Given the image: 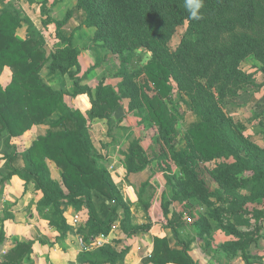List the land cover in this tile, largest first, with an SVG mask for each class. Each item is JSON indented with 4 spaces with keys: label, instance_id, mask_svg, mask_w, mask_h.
Masks as SVG:
<instances>
[{
    "label": "trees",
    "instance_id": "obj_1",
    "mask_svg": "<svg viewBox=\"0 0 264 264\" xmlns=\"http://www.w3.org/2000/svg\"><path fill=\"white\" fill-rule=\"evenodd\" d=\"M0 3V75L6 67L11 72L6 84L0 82V134L7 133V158L13 161L20 156L23 161L20 167H10L7 177L16 175L24 184L31 183L41 193L40 206H52L60 215L62 232L69 226L62 216L61 204L76 211L87 209L85 222L76 228L85 246L95 245L97 237L107 235L117 221L126 234L146 230L149 225L132 222L131 210L111 174L98 163L99 155L89 132L91 120L107 118L117 109L120 99H126L128 111L137 112L144 123L158 127L154 156L166 163V180L172 192L171 200H162L163 215L168 213L172 201L184 204L197 197L206 207L197 226L207 229V224L213 222L230 236L221 245L222 251L230 258L241 255L246 264H252L255 257L250 247L262 237L264 218L260 206L264 203V145L240 133L219 104L250 83L251 75L241 68L249 56L259 60L264 75V37L243 33L264 17L259 0H204L199 21L189 19L184 0H76L75 8L83 13L79 26L93 28L92 41L120 59L115 73L117 86L101 81L94 89L79 78L78 50L71 35L65 36L61 31L72 16V8L62 19L53 20L56 36L64 46L48 51L41 35L27 31L24 38L20 37L17 30L27 20L13 2ZM184 24V35L175 50L170 51L176 28ZM140 48L151 55L142 67L145 79L137 81L136 73L127 70V63ZM44 68L49 76L67 75L72 90L64 93L48 84L42 76ZM171 81L188 96V110L195 118L183 140L176 129L175 109L169 105L174 90ZM149 83L152 94L144 89ZM66 93L71 97L87 94L91 108L82 113L64 101ZM54 113L57 117L51 118ZM47 120L46 131L37 135L24 151L19 153L9 142L11 137ZM177 140L185 145L178 146ZM140 151L138 141H132L127 172L139 170L148 162L145 157L140 158L139 166L131 165ZM198 158L215 161L210 173L218 184L215 191H210L199 176ZM47 159L60 169V181L51 175ZM174 165L177 172L172 171ZM148 182L141 185L140 199ZM248 203L253 208L246 207ZM142 209L150 218L149 201L143 200ZM179 223V216H172L166 223L177 239ZM31 244L12 245L4 263H19ZM119 254L104 243L94 253L92 264H115ZM151 260L156 264H196L186 247L171 249L165 238L155 239Z\"/></svg>",
    "mask_w": 264,
    "mask_h": 264
},
{
    "label": "rangeland",
    "instance_id": "obj_2",
    "mask_svg": "<svg viewBox=\"0 0 264 264\" xmlns=\"http://www.w3.org/2000/svg\"><path fill=\"white\" fill-rule=\"evenodd\" d=\"M19 9V13L27 20V30L31 34L41 35L46 39V47L48 51H54L61 47L58 43L60 40L56 36V26L53 20L62 19L72 4V0H41L37 5H31L28 0H10ZM63 2V3H62ZM264 13V0H259ZM1 5V3H0ZM52 19V20H48ZM264 18V17H263ZM260 19V23H257L253 28L244 30V34L259 38L264 37V19ZM66 26L65 32L70 35L74 41V45L78 50V59L80 61L78 76L82 82L87 83L92 89H94L99 82L110 84L114 87L117 86L118 78L115 77L116 71L119 69L120 59L112 55L105 48L101 47L99 43L93 42L91 37L93 28L85 27H73ZM185 24L179 25L170 41V51L175 50L178 46L182 36L185 33ZM64 29V27H63ZM150 52L144 48H140L134 51V56L127 63V70L132 73H136L137 81L145 79L142 73L143 65L149 60ZM261 66L259 60L255 56H249L241 63V68L251 76V81L246 86L238 90L234 95H228L222 101H220V108L231 119L235 127H237L240 133H243L254 143L264 145V75L260 71ZM10 69L5 68L0 75V82L6 84L10 77ZM43 79L56 89L61 91H71L72 81L67 75L55 74L52 77L47 75L46 68L42 70ZM173 85V91L170 96L169 105L171 109H175L176 129L181 139L186 133L188 127H190L195 118L193 114L188 110V96L186 93L177 88L176 83L171 81ZM149 87H145L147 93L152 94L151 89L153 86L151 83ZM64 101L70 103L71 99L68 93L64 95ZM128 101L126 99H120V103L117 109L110 112L107 117L106 127L100 125L101 121L98 120L97 124L90 125V132L92 139L95 143L98 141L101 143L107 153L109 151L120 153L125 152L129 147L131 141H138L139 147L143 150L147 148L149 142H155L154 136L158 133V127L155 124L150 125L144 123L142 116L137 112L128 111ZM188 110V111H187ZM84 114V110L82 111ZM57 113H54L51 118H56ZM48 124V120L40 125L37 132H43ZM143 124V125H142ZM101 127V128H99ZM48 128V127H47ZM96 128V130H95ZM99 128V130H98ZM236 129V130H237ZM106 131V133H105ZM30 133V132H29ZM27 133L26 136L18 138L13 136L9 142L15 146L16 151L19 153L24 151L32 142V134ZM105 134V135H104ZM104 135L105 138H102ZM21 136V135H20ZM7 133L5 131L0 134V248L2 246L12 245L17 243L18 239L15 238V233L18 221L23 219L31 220L43 219L48 220V224L54 226L57 233L60 234L62 229V221L60 215L54 210V207H42L40 206L39 199L41 193L33 188L31 183L24 184V181L16 175L8 176L10 167H19L23 165L22 158L16 157L13 161L7 158V154L10 152V148L6 145L5 139ZM184 139V138H183ZM182 139V140H183ZM111 144V146H109ZM178 146H183L184 141L177 140ZM220 161L227 159L220 158ZM47 164L50 167L51 175L56 180H61L60 169L56 167L52 161L47 159ZM215 166L214 160H206L204 158H198L196 162V169L199 176L203 178L206 187L210 191H215L218 188V184L211 176V170ZM177 172V167L174 165L172 171ZM7 177V178H6ZM145 195L149 196L154 193V186L152 184L146 185ZM214 201V198H212ZM264 209V203L260 205ZM246 207L253 208L252 204H246ZM259 207V208H261ZM47 209V210H46ZM163 213V208L158 207ZM87 209L75 210L68 212V216L71 222L77 223V226L87 216ZM122 214V210H119ZM206 207L204 203L197 197H192L185 201L184 204L180 203L178 206L169 205L168 213L163 215L167 221L172 216L180 217V227L184 231L197 232L195 235L193 232L192 240L186 233L181 235L179 242L183 247L188 250V255L194 261V259L203 264L204 260L209 264H223L229 261V255L222 251L221 245L230 239V236L224 234L220 229H217L213 222L207 224V229L197 226V219L204 215ZM136 214V213H135ZM164 214V213H163ZM77 215V216H76ZM171 215V216H170ZM189 216L192 221L188 222L185 218ZM63 216V215H62ZM205 216V215H204ZM202 216V217H204ZM139 215H132V218L136 219ZM73 218V219H72ZM76 219V222L75 220ZM30 220L27 222L30 223ZM165 220V221H166ZM118 222V221H117ZM41 225V222H37ZM57 226V227H56ZM37 227V225H36ZM39 232L41 231L38 228ZM201 232V235L199 234ZM42 234V233H41ZM261 243H264V218L261 220ZM28 235H33L29 233ZM28 235L26 237L28 238ZM195 235V236H194ZM46 236V235H45ZM190 239V241H189ZM42 241V240H41ZM255 241L251 247L250 252L254 247H259ZM253 246V247H252ZM207 249V251H205ZM253 257H256L253 255ZM263 256H260L262 258ZM223 260V262H221ZM195 261V263H197Z\"/></svg>",
    "mask_w": 264,
    "mask_h": 264
},
{
    "label": "crops",
    "instance_id": "obj_3",
    "mask_svg": "<svg viewBox=\"0 0 264 264\" xmlns=\"http://www.w3.org/2000/svg\"><path fill=\"white\" fill-rule=\"evenodd\" d=\"M5 1L10 2V0ZM29 1L30 0H28V2ZM38 1L40 0H32L30 1V3L31 5H37L36 3ZM72 1L73 2L71 6H69V8L73 9L72 16L61 27V31L65 36L70 35V32L69 34L65 32L66 26L68 27L70 25L72 27H70L69 29H72L73 27L79 26L80 23L83 21L82 11L78 8H75L76 0ZM27 27L28 23H24L20 28H18L17 32L20 37L24 38L26 36V33L28 31ZM80 27L91 28L86 27L84 25H81ZM91 30L92 34L90 38L92 39L94 29ZM72 42L74 43L73 39ZM58 43L61 45V47L64 46L61 41H59ZM53 75H51V77ZM82 83L87 84L85 82ZM70 99L71 102L68 104L72 105L76 109H79L81 112L83 110L87 112L91 108L89 96L85 93L73 97L70 96ZM98 120L101 121L100 125L103 126L102 128L104 131V127H106L107 124V118H95L90 121L89 125L92 126L93 124H97L96 122H98ZM39 126L40 125H33L24 134L18 136V138L26 136L27 133L30 132L29 134H32V139H34L37 135L44 133L48 127L46 126L43 132H37ZM90 131L91 130L89 127V132ZM104 135H102V138H105ZM93 144L97 154L99 155V158L97 159L98 163L100 165H103L111 174L125 203L129 206L131 210V215H139V217L136 219L132 218V222L138 225L147 224L149 225L148 228L146 230L138 231L135 234H126L122 230L120 222L118 221L107 235H99L97 237L95 245L87 246V248L84 249L82 247L81 238L76 232V228L80 224L85 222L87 216L84 221H81V223H79V225L77 226V223L75 224L71 222L68 216V212L72 211L74 214L75 209L70 205L61 204V213L69 226L66 232H62L61 230L60 234L57 233L56 228L54 226L49 225L48 220L45 221L42 216H40L41 218L38 220L35 218H31V220L29 219V224L27 223L29 220L25 219L18 221V224H15V226L17 227L15 233V238L18 239L17 242H32L28 251L24 254L21 261L17 264H92L95 262V259L93 257L94 253L97 252L98 247L104 243L110 244L115 250L120 253L115 264H156L154 261L151 260L156 238H165L166 244L171 249H181L183 246L178 241L181 235H183L184 233L188 234L189 236L193 235L194 231H184L180 227L177 239L174 236L171 228L166 226L167 220L164 219L165 217L163 216L162 211L158 209V207H160L162 204V200L163 202L166 200H171L172 192L166 180V174L169 173L167 171V165L166 163H164V161L159 160L154 156L153 143L149 142L145 150L141 149L138 144V147L141 149V151L139 155H136L134 159H132L131 165L133 167L139 166L141 164L140 158L145 157L148 159V162H146L143 168L131 172H127V153L129 151V147H127L128 149L123 153H120L117 150L116 152L109 151L107 153V151L102 145V142L100 143L98 141V143H95L93 141ZM109 146H111V144ZM148 180L149 182L145 184L143 188L144 192L141 194L140 199L139 194L140 189L142 187L141 185ZM148 184H152L154 186V193L149 196L145 195V190L147 189L146 185ZM143 200L149 201L151 204L150 218H146L145 213L142 209ZM179 204V202L172 201L170 205H174L176 207ZM74 220L76 222V219ZM37 222H41V225H39V223ZM38 228L41 229L40 232ZM29 233H33V235H28ZM194 234L196 235L197 232H194ZM26 235H28V238L26 237ZM192 238L193 236H190L191 240ZM256 242L258 245H260V248L254 247L252 249L251 254L256 256L255 259L252 261V264H264V243H261L262 240L260 238ZM9 250L10 245L9 247L5 245L0 248V264H6L4 263V256ZM205 251H207V249ZM260 256L263 257L259 259ZM228 259L229 261L227 263L225 261L223 264H246L241 255H237L231 258L229 257ZM195 261L196 260L194 259V262ZM221 262H223V260ZM167 264L175 263L169 262ZM196 264L201 263L197 262ZM203 264L209 263L204 260Z\"/></svg>",
    "mask_w": 264,
    "mask_h": 264
},
{
    "label": "clouds",
    "instance_id": "obj_4",
    "mask_svg": "<svg viewBox=\"0 0 264 264\" xmlns=\"http://www.w3.org/2000/svg\"><path fill=\"white\" fill-rule=\"evenodd\" d=\"M204 7V0H184V9L188 12L189 19L199 21L202 19L201 10Z\"/></svg>",
    "mask_w": 264,
    "mask_h": 264
},
{
    "label": "built area",
    "instance_id": "obj_5",
    "mask_svg": "<svg viewBox=\"0 0 264 264\" xmlns=\"http://www.w3.org/2000/svg\"><path fill=\"white\" fill-rule=\"evenodd\" d=\"M188 222H190L191 221V218L189 217V216H186L185 215V217H184ZM82 247L84 248V249H86L87 248V246H85L83 243H82Z\"/></svg>",
    "mask_w": 264,
    "mask_h": 264
}]
</instances>
